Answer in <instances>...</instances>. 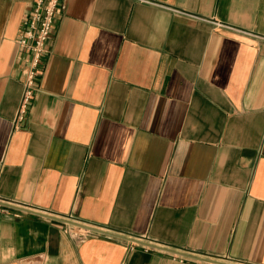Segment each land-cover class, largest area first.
<instances>
[{
	"label": "crops",
	"instance_id": "0c3cea01",
	"mask_svg": "<svg viewBox=\"0 0 264 264\" xmlns=\"http://www.w3.org/2000/svg\"><path fill=\"white\" fill-rule=\"evenodd\" d=\"M32 1L0 0V264H264V0H66L16 123Z\"/></svg>",
	"mask_w": 264,
	"mask_h": 264
},
{
	"label": "built area",
	"instance_id": "2783aa9c",
	"mask_svg": "<svg viewBox=\"0 0 264 264\" xmlns=\"http://www.w3.org/2000/svg\"><path fill=\"white\" fill-rule=\"evenodd\" d=\"M66 10V0H33L25 13L21 22V28L17 44L25 54V66L22 70L23 93L20 107L18 109L15 122L23 121L31 99L37 88L38 77L41 72L43 57L47 54V48L50 42L51 33L55 22ZM221 26V25H220ZM7 208L0 205V213H8ZM19 217L18 214L15 215ZM46 217V215H43ZM51 219V218H50ZM62 223L63 229L73 238L83 240L93 233H102L103 231L92 227L89 224L73 219L71 216L58 219ZM96 231V232H95ZM104 233V232H103ZM148 251L153 249L149 246H143ZM163 253H169L170 256L181 262H190L193 264H233L229 261H210L205 256L196 257L195 254H182L169 251L168 249L158 248Z\"/></svg>",
	"mask_w": 264,
	"mask_h": 264
}]
</instances>
